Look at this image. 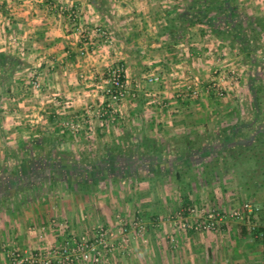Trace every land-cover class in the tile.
<instances>
[{
  "label": "crops",
  "instance_id": "1",
  "mask_svg": "<svg viewBox=\"0 0 264 264\" xmlns=\"http://www.w3.org/2000/svg\"><path fill=\"white\" fill-rule=\"evenodd\" d=\"M196 1L0 0V95L4 94L7 83L5 66L16 68L12 69L10 77L13 80L8 87L11 92L24 94L23 80L39 79L43 84L42 89H33L32 104L28 108L33 109L32 116L41 118V124L49 130L43 134L42 141L50 139L62 145L65 140L51 133L57 115L71 108L70 111L78 113L75 116L78 118L90 112L85 111L87 107L93 112L100 108L106 110L105 100L100 97L103 91L99 90V82L96 81L108 74L111 65L121 64L130 83L154 73L162 78L157 88H129L130 93L139 91L138 99L145 102L130 95L116 105L115 114L117 119L125 118L123 123L111 120L110 110L105 112L104 116L109 118L107 121L111 120V139L114 138L116 142L108 154H111L112 160H127L125 164L128 166L136 154L128 156L114 151L119 142L123 145L131 142L138 146L150 139L158 145H170L175 138L180 148L171 155L173 159H181L184 154H189L190 158L202 157L195 147L186 150V145L199 144L205 149L207 130L216 126L224 131L235 126L240 122L239 107L232 102L220 107L224 117L231 119H220L214 126L212 122L197 116H204L208 111L214 113L217 107L212 103V97L215 96L203 95L196 102L176 101L175 92L180 86L193 84L195 80H211L213 70L232 68L230 62H240L242 56L235 54V57L226 59L228 48L224 41H209L210 35H202L203 26L191 25L183 19L185 13H194ZM71 12L78 18L80 31L74 28ZM242 82L234 88L242 90ZM235 89L228 97H238ZM23 104L19 103L18 106L23 108ZM21 111L3 113L6 119L0 122V135L8 130L21 131L20 123L11 119L19 120L17 116L21 115ZM102 125L95 126L100 128ZM31 127L37 128L35 124ZM196 136L199 140L195 139ZM15 137L13 132V136L7 137L12 138L10 140L0 138L2 158H7L11 153L10 144L21 140ZM141 150L144 151L143 148ZM148 156L157 162L166 163L164 160H167L162 153ZM142 157L141 153L138 159ZM155 164L153 168L157 171H166L164 164H161V170ZM38 172H49L46 183L39 186L34 178L30 179L36 174L35 171H0V247L15 245L21 250L45 249L41 236L52 239L53 235H58L50 226L40 230L37 225H49L53 216L57 215L53 209L60 208L59 220L79 223L84 204L88 203L86 205L89 206V202L83 200L84 195L78 197L63 177H57L53 171ZM113 174L116 175L115 171ZM120 176L111 180L115 189L126 183ZM139 179L144 180V177ZM113 204L117 208L115 200ZM131 204L129 202L126 206ZM131 206L128 207V217L132 212ZM100 209L102 214L107 215L106 224L111 226L109 208L101 205ZM7 262L5 254L0 251V264Z\"/></svg>",
  "mask_w": 264,
  "mask_h": 264
},
{
  "label": "rangeland",
  "instance_id": "2",
  "mask_svg": "<svg viewBox=\"0 0 264 264\" xmlns=\"http://www.w3.org/2000/svg\"><path fill=\"white\" fill-rule=\"evenodd\" d=\"M237 5L244 14L250 16L264 14V0H239ZM210 36L209 41L220 40L226 43L228 48L226 59L235 57V54L241 55L242 58L240 62L232 60L230 62L233 64L232 68L213 70L212 76L217 75L216 77L222 79L221 83L227 92L222 97L212 93L210 96H215V98L212 97V103L217 107L214 109V113L211 114L208 111L204 116L197 117L212 122L214 126L220 119L230 120L231 118L224 117L220 107L232 102L239 107L237 109L240 112V122L252 123L256 121L253 131L257 128L264 129V34H259L260 39L255 40L249 33V37L252 38L251 43L256 47L252 53L256 62L253 66L249 63L250 59H247L238 49L233 52L234 49L231 48L227 39L215 35ZM118 65L121 66L116 63L111 65L110 69ZM12 69L15 70V66L10 69L5 66L4 69L5 82L7 83L4 94L0 95V122L1 120L4 122L6 114L21 109V115L17 116L19 120L11 118L20 123L21 131L8 130L4 135L1 134L0 138L4 137L6 140L7 137L13 136L14 132L15 139L17 140L18 137L21 140L8 146L11 153L7 158H2L0 155V171H35L36 174L30 176V179L34 178L37 186L46 183L49 175V172L38 171H53L57 177L67 173L70 176L67 181L69 187L73 189V192H76L78 197L84 195L83 200L89 202L90 207L87 206L88 203L84 204L82 215L79 216V223L59 220L60 208L53 209L57 211L55 213L57 215L53 216L50 224L42 223L37 225V228L42 230L43 227L50 226L58 237L53 235L52 239H45L41 236L45 243V249L21 250L15 245L0 247V251H3L6 260H8L7 264H11L6 256L7 249L16 248L21 252L47 251L53 247L62 246L71 238L83 235L94 238L99 226L108 231L106 243L107 249H109L106 260L101 264H264V146L250 151L236 149L235 152L238 154L236 160H228L227 167L222 171V174L215 176L209 184L204 174L203 161L209 159L210 155L220 152V140L223 133L221 127L213 128L212 126L207 130L205 135H207L208 141H205L204 146L210 155L204 159L201 155L190 158L189 154L186 157L188 161L173 159L171 155L178 147L180 148L179 143H175L177 141L175 138L172 139L174 143L170 145L156 143V147L162 148L161 153L167 157V160H164L166 163H162L165 165L163 168L166 171H157L153 168L149 161L150 157L145 156V146L141 144L136 146L131 142L123 145L122 142H119L117 147H114L115 151L126 153L128 156L136 154L134 160H130L132 163L127 166L124 161L112 160L111 154H108L109 149L116 144L114 138L111 139V120H117L120 124L125 121V118L117 119V114H115L114 117H110V121H107L109 118L105 117L106 115L101 117L89 107L85 111L90 112H86L79 118L75 117L78 115L77 112L70 111L72 108L57 115L58 118L55 120L56 124L51 133L64 139L65 143L61 145L59 142L54 143L47 139L40 147L34 146L35 141H44L43 134L45 135L49 130L41 124V118L32 116L33 109L28 108L29 104H32L30 101L34 96L31 80H23L26 89V92L23 91L24 94H21L20 91V93L11 92L8 88L13 81L10 80L13 74ZM233 71L236 73L237 80L231 79ZM251 78L259 79L254 82L256 87L262 86V92L259 93L261 112L260 118L257 120H255L257 112L254 108V97L249 88ZM242 80L244 81V83L242 82L243 86H240L242 90L238 87L235 89V85H241ZM107 81L108 74L103 76V79L96 81L99 82L97 86L100 91H103L107 86ZM126 81L128 87L134 90L153 89L157 88V84H160L149 83L141 88L139 83L141 80L133 83L127 79ZM234 89L237 90L238 97H228ZM138 92L134 91L135 99H138ZM101 96L103 100L106 99L104 92H101ZM139 101L143 102L144 100L140 99ZM22 102L24 103L23 108H20L18 104ZM85 111L83 112L85 113ZM67 122L79 124V131L72 132L67 127ZM100 123L103 125L97 128L95 125ZM32 124H35L37 128H32ZM253 131L247 132L249 135L247 137H250ZM192 135L196 134L192 133ZM195 139L199 140L197 136ZM142 148L144 151L141 150ZM2 150L3 147H1ZM141 153L143 157L138 159ZM42 154L43 158L40 156ZM60 154L64 155L63 160L56 157ZM178 168L182 170L184 182H179L176 179ZM114 171L116 175L113 174ZM117 176L122 177L126 183L123 182L115 189L111 180ZM131 176L134 178L131 179ZM141 177H144V180L139 179ZM184 196L185 198H183ZM114 200L115 203H118L117 208L114 207ZM188 201L190 204L187 206L186 202ZM129 202L134 207L126 206ZM243 203L251 204L253 213L247 214L242 220L232 218L225 220L218 231L196 232L191 229H181L179 226L180 222L177 216L182 209L189 207L204 211L218 209L223 213H228ZM101 205L109 208L108 217L111 219V226L105 222L107 215L101 213ZM130 206L132 212L128 217V207ZM199 217H201L199 214H194L189 216L187 221L193 223ZM135 221H140L144 225L143 236L137 235L133 224ZM243 228L246 232H243ZM259 229L263 230L262 237H258L257 230ZM64 230L66 231L62 235ZM101 250L104 253L106 249L101 248Z\"/></svg>",
  "mask_w": 264,
  "mask_h": 264
},
{
  "label": "built area",
  "instance_id": "3",
  "mask_svg": "<svg viewBox=\"0 0 264 264\" xmlns=\"http://www.w3.org/2000/svg\"><path fill=\"white\" fill-rule=\"evenodd\" d=\"M74 12H71V19L73 20L74 28L80 31L78 25V18ZM105 36V33H103ZM217 71L215 72V74ZM236 73H231V79L237 80ZM217 76V75H216ZM213 77L209 82H203L196 80L193 84L180 86L174 96L176 101H195L200 99L203 95H211L215 93L218 96H225L227 89L221 83L222 79ZM161 76L150 73L146 75L140 83V86L144 87L149 83H161ZM31 87L34 90L42 89V82L39 79L31 80ZM106 97L104 104L106 110L102 108L97 110L99 116H104L107 110H110L112 117L115 116V107L119 103L125 101L128 96L136 97L135 93H130L128 83L125 78L123 66H115L108 71L107 86L103 89ZM130 93V94H129ZM67 127L72 132H78L80 125L73 122H67ZM253 209L251 204L243 203L237 208L232 209L228 213H223L218 209L213 210H200L197 208L182 209L178 213L179 226L181 229H191L196 232H213L221 229L225 220L229 218L242 220L245 219L247 214H252ZM199 214V217L195 222L191 223L187 221L189 216ZM137 235L143 236L145 227L140 221L134 223ZM62 232V235L65 233ZM108 231L104 227H97L96 235L94 238H89L85 235L78 238H71L60 247H53L47 251L40 252H21L16 248L6 250V256L10 260L11 264H101L106 260L109 249L106 243ZM101 248H105V252L102 253Z\"/></svg>",
  "mask_w": 264,
  "mask_h": 264
},
{
  "label": "trees",
  "instance_id": "4",
  "mask_svg": "<svg viewBox=\"0 0 264 264\" xmlns=\"http://www.w3.org/2000/svg\"><path fill=\"white\" fill-rule=\"evenodd\" d=\"M183 19L191 25L197 24L203 26V36L209 34L227 39L231 48L238 49L247 59H250V65L253 66L256 63L252 56L256 47L255 45H252V38L249 37V33L252 34L255 40L260 39L259 34H264V14L261 16H250L242 13L238 8L237 0H197L194 6V13L191 15L185 13ZM256 80L259 79L251 78V84L249 85L254 97V108L257 112L255 120L260 118L261 103L259 93L262 92V86L256 87L254 85ZM255 122H238L235 126H230L222 131L220 152L215 153L212 156L202 145H192V143L186 145V150L196 147L195 150L202 154L203 159L210 155L209 159L203 161L204 174L208 184L211 183L215 176L222 174V171L227 167L228 160H236L238 156L237 152H235L236 149L250 151L264 146V129L257 128L253 131ZM251 131H253L252 135L247 137L249 136L247 135V132ZM42 143L43 141H35L34 146L38 145V147H40ZM141 145L146 148V156L150 154L156 155L163 150L160 147L157 148L156 142L150 139H147V141ZM40 156L43 158V154ZM56 157L60 160L64 159L63 154L56 155ZM186 157L187 154H184L181 159H183V161L187 160ZM149 161L152 166L156 162L155 166H157L159 170L162 169V162H157V160H154L152 157ZM124 162L126 163L128 161L125 160ZM181 171V169L177 170L176 179L179 182H184ZM61 177L66 181H69L70 179V176L67 173L65 175L61 174ZM86 186L87 185H85V187ZM183 198H185V196ZM189 204V201L186 202L187 206ZM242 230L243 232H246L244 228ZM262 233V229L257 230L258 237H262Z\"/></svg>",
  "mask_w": 264,
  "mask_h": 264
}]
</instances>
